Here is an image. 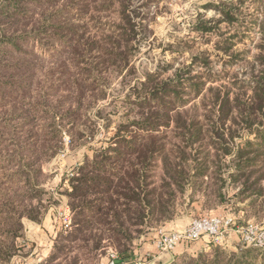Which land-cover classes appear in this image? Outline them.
Returning a JSON list of instances; mask_svg holds the SVG:
<instances>
[{
    "label": "rangeland",
    "instance_id": "obj_1",
    "mask_svg": "<svg viewBox=\"0 0 264 264\" xmlns=\"http://www.w3.org/2000/svg\"><path fill=\"white\" fill-rule=\"evenodd\" d=\"M9 6L13 14L0 19V185L5 190L11 183L16 189L20 161L16 157L11 164L9 157L19 149V156L31 157L28 160L40 167L45 189L32 199L34 205L41 202L42 220L23 216L24 236L17 238L18 252L9 264L46 262L56 237L72 222L67 191L71 190L73 173L87 159L113 145L118 133L138 130L134 125L142 119L138 95L151 75L159 83L199 78L204 83L200 92L182 94L188 102L181 117L188 124L177 125L180 114L175 113L170 124L159 129L179 134L181 139L175 138L174 143L183 146L190 136L185 127L192 128L191 122L199 124L205 139L190 145L188 152L191 162L201 152L211 155L209 160L215 163L210 162L208 175L213 178L206 180L212 186L199 189L189 185L184 195H178L171 219L131 226L119 243L104 238L96 248L92 239L75 241L66 257L50 264H110L113 254L117 255L116 264H244L246 259L262 264L264 245H255L258 240L249 245L246 237L263 236L264 194L256 193L253 187L247 190L253 195L246 202L235 199L243 181L237 182L232 174L239 149L248 140H256V131L246 127L251 117L246 105L252 102L255 79L264 69V0H0V8ZM124 6L132 19L130 26L122 13ZM67 22L81 25L78 34L84 35L85 42L106 31H117L118 25L125 26L132 38L125 47L130 51L127 66L110 68L97 80L83 76L79 69L85 63L75 65L71 61L75 55L67 53L72 49L64 43L69 32L58 29ZM61 60L69 70L65 82L58 81L60 76L56 75ZM52 71L56 76L54 92L47 83ZM217 91L233 105L224 122L221 102L215 106L210 100ZM18 92L21 94L16 95ZM68 111L73 112L74 120L63 117ZM50 124L58 136L44 148L41 139L40 150L33 155L27 142L31 131L46 140L51 136H45ZM219 140L222 145L213 143ZM248 150L253 155L257 148ZM10 164L11 168L7 167ZM156 174L159 182L163 170L159 167ZM260 175L261 170H255L251 180ZM260 187L264 189V176ZM24 189L21 196L35 192L26 186ZM211 192L223 198H207ZM206 217L231 220L218 254V247L207 245V238L179 243L174 249L160 247L162 239ZM248 247L257 248L256 253L241 254Z\"/></svg>",
    "mask_w": 264,
    "mask_h": 264
},
{
    "label": "trees",
    "instance_id": "obj_2",
    "mask_svg": "<svg viewBox=\"0 0 264 264\" xmlns=\"http://www.w3.org/2000/svg\"><path fill=\"white\" fill-rule=\"evenodd\" d=\"M112 1L114 0H110V2ZM104 4L107 3L104 2ZM122 13L130 26L132 19L130 13L126 12V6L123 7ZM12 14L13 9L10 6L0 8V19H3V16L10 17ZM56 19L59 18L54 20ZM66 24L64 27L59 26L58 29L69 32L67 37L63 36L64 43H68L72 47L67 53L75 55L71 58L75 65L85 63L86 66L79 69L83 76H92L97 80L110 68L122 69L129 63L130 51L125 47L129 45L132 38L125 26L118 25L117 31H106L100 37L93 36L85 42L84 35L78 34L81 25H74L72 22ZM261 30L264 36V19L261 23ZM262 49H264V45H262ZM57 70L56 75L60 76L57 78L58 81L65 82L69 76V70L62 60ZM53 74L54 71L47 78L48 81H54H47L52 92L56 88V76ZM257 76L252 102L246 105V110L251 115L246 121V127L256 131L255 139L257 141L248 140L246 146L239 149L234 159L236 171L232 174L237 182L243 181V188L241 192L237 193L235 199L239 198L244 202L252 197L253 194L247 193V190L249 191L253 187H255L256 193L264 194V189L260 187L264 176V166H262L264 164V69L260 70V74ZM197 77L195 79L199 78ZM199 79L197 81L187 79L189 82L179 80L177 84L159 83L156 81V77L151 75L143 83L138 95L142 119L134 124L137 125L138 130H127L128 134L118 133L113 145L95 154L93 159H87L73 173L70 179L71 190L67 191L72 210V222L67 230L58 234L53 251L44 264H50L61 256L66 257L72 251L71 248L75 241L88 242L92 239L95 241L96 248L102 244L104 238L119 243L131 226L149 225L171 219L175 215L178 195H184L189 185L199 189L204 186H209V188L212 186L206 180L213 178L208 175L210 162L211 164L215 163L214 160H209L211 155L201 152L204 156L199 153V156L193 158L191 162L188 152L190 145L205 139L201 135L202 132L198 130L200 129L199 124L191 122L192 124L189 126L192 128L185 127L186 132H190V136L183 146L174 143L175 138L181 139L179 134L174 136L169 130L160 131L159 129L164 124L169 125L171 114L175 113L180 114V118L176 120L177 125L188 124L181 117V114L185 113L183 107L188 102L182 94L200 92L204 83H200ZM185 83H188L189 86H184ZM25 85L27 84L25 83ZM184 87H188L189 92ZM19 94L21 92L16 93V95ZM22 94H26V92H22ZM210 100L215 106L220 105L218 103L221 102V120L224 122L233 107L230 105L232 104L231 100L227 97L222 98L219 91L215 92ZM61 102L60 100L56 106H61ZM181 110L183 111L181 112ZM63 117L74 120L73 112L70 111ZM46 118L50 119L51 116L48 114ZM49 127L50 130L45 136L50 134L51 136L46 140L34 129L31 131L27 142L33 155H36L40 150L41 139L43 142L41 146L44 148L47 142H51L58 136L57 130L52 127V124ZM177 128L182 127L177 126ZM75 135L80 137L82 133L76 132ZM182 142L185 141L182 140ZM213 143L222 145V141ZM253 146L257 150L252 155L253 151H249L248 148ZM16 152L19 153V149L9 157V163L12 164L13 160L15 161L16 157H19L20 168L16 171L15 178L18 185L14 189L9 181L10 186L5 190L0 185V264H9L12 257L18 252L17 238L24 236L23 216L35 221L42 220V212L39 209L41 202H39L40 205H34L32 202L34 196L45 191L41 185L40 167L35 162L28 160L31 157L19 156ZM159 161L162 162L161 165L158 163ZM11 164L7 167L11 168ZM15 165L18 167L17 163ZM254 165H257V168H251ZM159 167L163 170V174L160 175L158 182L156 171ZM2 168L5 169V167ZM254 169L261 170L262 175L252 181L251 178L255 174ZM25 186L35 191L34 194L30 195L25 192L21 196L19 192L25 190ZM12 192L14 193L12 194ZM213 194V192L208 193L207 198L214 197L219 200L223 198L222 194L215 196ZM254 201L256 200L254 199ZM217 247L218 254L220 252L218 249H221L222 246ZM255 250L257 248H244L241 254H254ZM248 260H244V264H251ZM190 263L191 261L188 264Z\"/></svg>",
    "mask_w": 264,
    "mask_h": 264
},
{
    "label": "built area",
    "instance_id": "obj_3",
    "mask_svg": "<svg viewBox=\"0 0 264 264\" xmlns=\"http://www.w3.org/2000/svg\"><path fill=\"white\" fill-rule=\"evenodd\" d=\"M231 220L224 221L218 217H206L195 219L189 227L174 232L170 237L162 239L160 247L163 250L174 249L179 243H188L193 241L203 240L207 238V245L212 244L216 246H223L226 242L225 230L230 224ZM246 237L248 244L251 245L254 240H258L259 243L255 245H264V232L263 236L259 239L257 236L252 238ZM110 264H116L117 255H112ZM140 264V263H137Z\"/></svg>",
    "mask_w": 264,
    "mask_h": 264
},
{
    "label": "crops",
    "instance_id": "obj_4",
    "mask_svg": "<svg viewBox=\"0 0 264 264\" xmlns=\"http://www.w3.org/2000/svg\"><path fill=\"white\" fill-rule=\"evenodd\" d=\"M43 232H44V234H46V233H47V232H46V231H44V230H43ZM40 235L43 237V234H42V233H40ZM47 235H48V234H46V236H47ZM46 239H47V238H46ZM199 247H200V246H199ZM50 248H51V247H50ZM50 250H51V249H50ZM50 250H49V251H50Z\"/></svg>",
    "mask_w": 264,
    "mask_h": 264
}]
</instances>
